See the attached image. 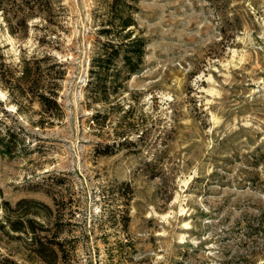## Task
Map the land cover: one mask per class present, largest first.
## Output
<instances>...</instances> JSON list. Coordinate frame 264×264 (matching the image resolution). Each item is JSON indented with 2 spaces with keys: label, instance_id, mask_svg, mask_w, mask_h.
I'll return each mask as SVG.
<instances>
[{
  "label": "rangeland",
  "instance_id": "obj_1",
  "mask_svg": "<svg viewBox=\"0 0 264 264\" xmlns=\"http://www.w3.org/2000/svg\"><path fill=\"white\" fill-rule=\"evenodd\" d=\"M62 1L64 117L33 126L37 115L14 116L0 87V116L27 133L17 155L0 151L3 198L51 203L34 189L65 176L86 229L95 222L97 241L76 264H264V0H140L148 44L124 102L142 135L109 155L97 148L115 137L117 113L90 127L84 96L94 1ZM31 35L20 41L0 27V54L16 61L35 46ZM125 238L131 246L117 242Z\"/></svg>",
  "mask_w": 264,
  "mask_h": 264
},
{
  "label": "trees",
  "instance_id": "obj_2",
  "mask_svg": "<svg viewBox=\"0 0 264 264\" xmlns=\"http://www.w3.org/2000/svg\"><path fill=\"white\" fill-rule=\"evenodd\" d=\"M93 1L94 38L87 52L84 96L91 111L90 127L106 126L110 115L117 113L111 122L115 137L101 145L102 150L97 148L99 155H109L130 142L132 133L142 135L132 122L131 104H125L124 94L129 80L142 69L148 39L137 22L140 0ZM66 12L62 0H0V27L20 41L32 33L35 42L31 50L20 48L16 61L0 54V87L15 106L14 116L35 114L37 118L30 123L39 128L64 117L58 99L68 68L61 56ZM95 105L103 107V112ZM4 116H0V151L13 157L27 147V133L21 126L8 124ZM66 181L63 175H53L43 188L34 189L46 194L51 203L32 196L11 202L3 198L0 188V264H76L80 249L86 252L97 241L91 237L95 222L86 229L78 202L63 188ZM121 185L118 193L127 197L131 189L127 183ZM117 220L126 230L127 211L119 212ZM101 240L108 243L105 237ZM117 242L132 245L127 238Z\"/></svg>",
  "mask_w": 264,
  "mask_h": 264
}]
</instances>
